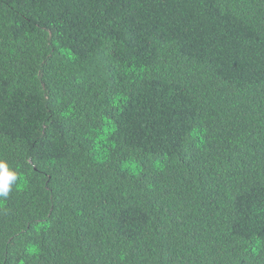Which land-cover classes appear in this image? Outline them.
Masks as SVG:
<instances>
[{"label":"trees","instance_id":"trees-1","mask_svg":"<svg viewBox=\"0 0 264 264\" xmlns=\"http://www.w3.org/2000/svg\"><path fill=\"white\" fill-rule=\"evenodd\" d=\"M0 264H264V0H0Z\"/></svg>","mask_w":264,"mask_h":264},{"label":"clouds","instance_id":"clouds-1","mask_svg":"<svg viewBox=\"0 0 264 264\" xmlns=\"http://www.w3.org/2000/svg\"><path fill=\"white\" fill-rule=\"evenodd\" d=\"M17 173L12 170L7 161L0 159V198H7L12 185L17 181Z\"/></svg>","mask_w":264,"mask_h":264}]
</instances>
